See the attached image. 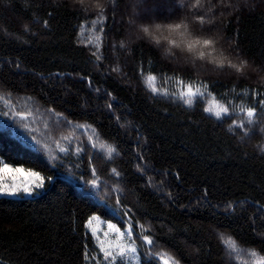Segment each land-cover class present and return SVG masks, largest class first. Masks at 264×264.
<instances>
[{
    "label": "trees",
    "instance_id": "trees-1",
    "mask_svg": "<svg viewBox=\"0 0 264 264\" xmlns=\"http://www.w3.org/2000/svg\"><path fill=\"white\" fill-rule=\"evenodd\" d=\"M184 2L190 8L192 0ZM96 4L0 0V108L32 107L35 135L47 140L53 152L62 136L86 149L95 143L93 157H106L102 145L120 152L113 161H93L100 181L119 192L89 198L68 176L83 173L90 179L86 159L77 164L69 155L50 167L45 154L17 142L22 130L0 128V159L39 171L45 180L39 196L0 197V264H96L100 253L87 222L97 215L123 229L113 205L131 209L139 223L150 225L161 242L158 252L167 255L169 264H254L250 253L257 258L264 253V108L259 106L264 99V0H202L180 32L153 33L162 40L159 47L141 39L128 21L178 17L176 0H100L107 13L103 19ZM194 14L204 15L205 23L199 24ZM165 36L178 46L168 44ZM197 38L214 39L213 49H202L210 53L204 59L186 50ZM150 75L156 76L151 83ZM177 80L200 85L208 95L187 106L151 92L156 82L161 93L171 94L176 90L167 82ZM27 97L32 100L25 105ZM210 97L228 106L229 114L217 120L206 113ZM108 102L125 121L122 127ZM248 107H256L257 116L252 126L245 123L250 128L245 135L233 121H246ZM50 108L80 127L45 129V123L51 125ZM112 167L120 172L115 178L122 181L119 185ZM205 190L211 204L201 203ZM228 204L234 213L220 207ZM229 241L237 251L228 248Z\"/></svg>",
    "mask_w": 264,
    "mask_h": 264
},
{
    "label": "snow or ice",
    "instance_id": "snow-or-ice-1",
    "mask_svg": "<svg viewBox=\"0 0 264 264\" xmlns=\"http://www.w3.org/2000/svg\"><path fill=\"white\" fill-rule=\"evenodd\" d=\"M80 4L85 3V0H78ZM210 2V0H209ZM219 3L223 4L224 0H218ZM202 0H192L190 8L185 4L184 0H176V7L180 10V15L173 19H163L156 20L151 17L146 19L137 18L130 19L128 21L129 26L135 27L136 31L140 33L141 39H149L153 40L155 45L159 47L162 44V40L159 36H154L153 33H162V29L169 33H177L186 27L185 19L189 15H193L191 9H199L201 7ZM97 8L99 4L97 3ZM106 11L103 8H100V19H103L106 16ZM115 13L113 12V15ZM194 19L201 25L205 23V16L194 14ZM45 26H47V21L44 22ZM92 28H96V21L93 20ZM103 27L100 28V31L103 32ZM99 39V37H98ZM164 40L167 41L168 44L172 45V47H177L178 45L174 40H168L165 36ZM214 48V39L212 38H197L189 41L186 45V50L189 53L196 54L197 58L204 59L206 55H210V53H206L202 49H213ZM162 51L167 52V49H161ZM170 54V53H169ZM93 56H96L97 60H99V56H97L96 52L92 53ZM222 66V65H221ZM19 67V65H17ZM229 67L235 68L237 71H240V68L237 67L236 64L229 63ZM112 71H118V69H112ZM56 75L59 76L57 73ZM156 79L155 75H150L148 77L149 83ZM89 84L91 85V81L89 80ZM177 84L180 86V90L178 92L174 91L171 94L165 89L163 93H161L156 87L151 88V92L154 95H164L168 97L172 96L173 100L179 99L187 106H192L194 104V98L197 96H204V92L200 90V87H193L192 83H188L186 86L183 80H177ZM206 87V85H203ZM92 91L100 92L101 89L99 87H93ZM105 95H111V93L106 92ZM253 97L255 98L258 93L253 90ZM32 100V97H27L25 100V105L29 101ZM259 106L264 108V99H260ZM107 107L109 110H112L114 118L118 122V126L122 127L125 121L121 120V117L115 114V111L112 109V103L108 102ZM34 109L32 107L22 106L17 108L14 104H9L7 107L0 108V118H6V120H0V128L8 129L10 132L12 131V125L15 126L16 129H20L23 131V135L19 132L16 133L17 142L20 143L22 147L26 150L35 149L38 152L45 154L48 159V163L50 167H56L58 161L65 160L66 156H75L77 158L76 163H83L86 159L89 165V176L90 179H84L83 173L79 177H77L74 173L69 172L68 176L77 183V186L81 188L82 193L86 197H98L103 198L104 193L112 192L118 193V188H109L106 183H102L100 181V177L98 175V170L95 166H93L94 159L96 161L107 159L108 161H113L116 157L120 155L119 149L117 147H110L106 145H102L101 148L106 152V157L102 153H98L95 157L92 155V149L96 148L95 143H90L86 149L83 143H77L73 145V139L69 136L60 137V141H65L66 144L61 146L60 141L55 142V147L58 149L57 152L52 151V146L47 142V140H42L37 138L35 135L37 117L33 115ZM35 111L39 113V109L36 108ZM51 113V125L48 123L44 124L45 129H55L59 130H75L79 128V125H73L72 120L66 117L62 112L56 111L54 108H50L47 110ZM206 113L214 116L217 120H219L223 115L229 114V107L221 104H216L214 107H207L204 109ZM246 121H240L239 124H236L233 121V126L239 127L243 130L244 134L247 135L250 128L245 127V123L247 125L252 126L254 122V118L257 116V108L256 107H248L244 110ZM11 122V124L9 123ZM94 131V130H92ZM49 131L46 135H50ZM92 137L89 136V141H91ZM64 154V155H60ZM137 159H142V156L137 157ZM63 167V165H61ZM139 167V165H137ZM24 172V169L21 167H12L10 163L5 162L3 159H0V197H19L21 192L25 196H39L41 193L36 191L37 189H43L45 186L44 177L40 175L39 171H29L27 173V179L21 180L19 183L16 182V176ZM111 173L113 178L120 177V172L117 171L115 167L111 168ZM100 175H103L101 172ZM5 176L11 178L10 184L4 183ZM51 177H48V180L51 181ZM83 183H80V181ZM115 183L119 185L122 181L115 179ZM147 183L149 185L152 184L151 178H148ZM161 184L163 181L160 182ZM157 191H164L163 188L157 186ZM165 195L169 196L171 199L170 192H166ZM207 190L204 192V198H202L201 203L211 204L210 200H207ZM116 200L119 202V195H116ZM103 202V200H102ZM223 208L225 213L235 211L233 205L228 204L227 207ZM113 211L119 213L120 220L118 223L122 224L123 230L121 227H118L116 223H108L107 231L103 233L104 237H109L111 235L112 239L109 242L107 239H101L100 235H97L95 231L92 232L93 238L98 242L99 249V259L96 261V264H152V260L156 261V264H159L160 260H163V264H169V258L165 253L158 252V249L161 245V242L158 239H155L156 233L153 231H149L148 228L150 225H145L139 223V219L135 217L134 213H131V209L126 207H121L117 209L115 205H113ZM95 219V217H93ZM135 220V223H134ZM89 225L92 223V220H88ZM171 231V229H169ZM139 241V243H137ZM228 248L235 252L237 251L235 245L229 241ZM251 257L256 258L254 260V264H264V253L260 254V258H257V253H250ZM151 256V260L149 257ZM158 257V259H157ZM85 259L91 260L92 258L88 257L87 251L85 252ZM172 264H179V261L173 260Z\"/></svg>",
    "mask_w": 264,
    "mask_h": 264
},
{
    "label": "rangeland",
    "instance_id": "rangeland-1",
    "mask_svg": "<svg viewBox=\"0 0 264 264\" xmlns=\"http://www.w3.org/2000/svg\"><path fill=\"white\" fill-rule=\"evenodd\" d=\"M167 82V81H166ZM167 83H171L174 87H175V90H176V92H178L179 90H180V86L177 84V81H174V82H167ZM184 84H185V86L188 84V83H185L184 82ZM193 85V87L195 88V87H200V90L202 91V92H204V96H202V97H206V95H208L207 93H206V91H205V89L202 87V86H200V85H197V84H192ZM153 87H156V82H155V84L153 85ZM153 87H151V88H153ZM157 88V87H156ZM198 98L199 97H201V96H197ZM210 100V104H209V107H214L216 104H221L219 101H217L216 99H214V98H212V97H210L209 98ZM222 105V104H221ZM13 167V166H12ZM22 168V167H21ZM24 169V168H23ZM30 170H26V169H24V172L23 173H21V174H18L17 176H16V182L17 183H19L21 180H24V179H27L28 177H27V173L29 172ZM34 172V171H33ZM10 182H11V178L10 177H8V176H5V178H4V183H6V184H10ZM42 190L43 189H37L36 191H39V192H42ZM32 197H35V196H31V197H29V196H25V195H23V193L21 192V194H20V196L19 197H15V198H32ZM9 198H13V197H9ZM93 217H95V219H93ZM89 220H92V223L89 225L88 223H87V230H88V232L92 235V232L93 231H95L96 232V234L97 235H100L101 236V239H107V240H109V242L111 241V239H112V237H111V235L109 236V237H104L103 236V233L104 232H106L107 231V224L108 223H112V222H110V221H106V220H103V219H101L99 216H97V215H94V216H92ZM123 230V229H122ZM92 237H93V235H92ZM95 240V239H94ZM95 242H96V245H98V242L95 240ZM97 248H98V246H97ZM98 251H99V249H98ZM96 259L98 260V258L96 257ZM133 264H136V262H133Z\"/></svg>",
    "mask_w": 264,
    "mask_h": 264
},
{
    "label": "clouds",
    "instance_id": "clouds-1",
    "mask_svg": "<svg viewBox=\"0 0 264 264\" xmlns=\"http://www.w3.org/2000/svg\"><path fill=\"white\" fill-rule=\"evenodd\" d=\"M97 3L99 4V7H101L102 5L100 4V0H97ZM97 5V4H96Z\"/></svg>",
    "mask_w": 264,
    "mask_h": 264
}]
</instances>
